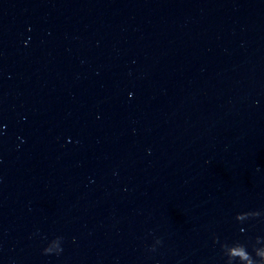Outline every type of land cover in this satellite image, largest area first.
Wrapping results in <instances>:
<instances>
[{
	"label": "water",
	"instance_id": "water-1",
	"mask_svg": "<svg viewBox=\"0 0 264 264\" xmlns=\"http://www.w3.org/2000/svg\"><path fill=\"white\" fill-rule=\"evenodd\" d=\"M0 264H264V0H0Z\"/></svg>",
	"mask_w": 264,
	"mask_h": 264
},
{
	"label": "clouds",
	"instance_id": "clouds-1",
	"mask_svg": "<svg viewBox=\"0 0 264 264\" xmlns=\"http://www.w3.org/2000/svg\"><path fill=\"white\" fill-rule=\"evenodd\" d=\"M62 250V247H60L59 245H55L53 246L52 243L49 244H45L42 251L45 253H49V252H57L59 253Z\"/></svg>",
	"mask_w": 264,
	"mask_h": 264
}]
</instances>
